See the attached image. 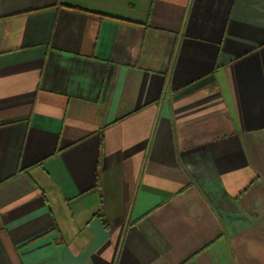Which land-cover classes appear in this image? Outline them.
I'll return each instance as SVG.
<instances>
[{"label": "crops", "instance_id": "1", "mask_svg": "<svg viewBox=\"0 0 264 264\" xmlns=\"http://www.w3.org/2000/svg\"><path fill=\"white\" fill-rule=\"evenodd\" d=\"M0 264H264V0H0Z\"/></svg>", "mask_w": 264, "mask_h": 264}, {"label": "trees", "instance_id": "2", "mask_svg": "<svg viewBox=\"0 0 264 264\" xmlns=\"http://www.w3.org/2000/svg\"><path fill=\"white\" fill-rule=\"evenodd\" d=\"M100 221L103 223L104 226H107V222L105 221V219H100Z\"/></svg>", "mask_w": 264, "mask_h": 264}]
</instances>
